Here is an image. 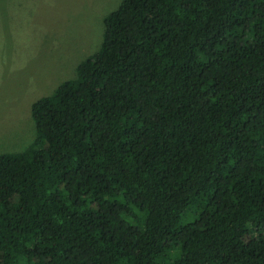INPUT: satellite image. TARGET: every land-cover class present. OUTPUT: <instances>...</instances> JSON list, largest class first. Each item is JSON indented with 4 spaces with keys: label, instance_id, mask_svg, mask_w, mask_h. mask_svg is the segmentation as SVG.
I'll list each match as a JSON object with an SVG mask.
<instances>
[{
    "label": "trees",
    "instance_id": "obj_1",
    "mask_svg": "<svg viewBox=\"0 0 264 264\" xmlns=\"http://www.w3.org/2000/svg\"><path fill=\"white\" fill-rule=\"evenodd\" d=\"M0 154V264H264V0H121Z\"/></svg>",
    "mask_w": 264,
    "mask_h": 264
},
{
    "label": "rangeland",
    "instance_id": "obj_2",
    "mask_svg": "<svg viewBox=\"0 0 264 264\" xmlns=\"http://www.w3.org/2000/svg\"><path fill=\"white\" fill-rule=\"evenodd\" d=\"M121 0H0V154L35 136L31 106L75 77Z\"/></svg>",
    "mask_w": 264,
    "mask_h": 264
}]
</instances>
